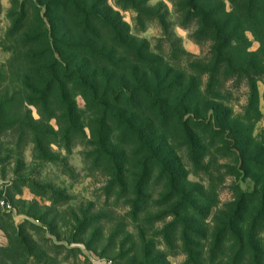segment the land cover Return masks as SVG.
Instances as JSON below:
<instances>
[{
  "label": "rangeland",
  "instance_id": "rangeland-1",
  "mask_svg": "<svg viewBox=\"0 0 264 264\" xmlns=\"http://www.w3.org/2000/svg\"><path fill=\"white\" fill-rule=\"evenodd\" d=\"M218 1L232 10L230 0ZM46 2L0 0V183L13 205L0 219V264H243L222 233L242 197L264 192V76L212 75L213 44L194 36L199 23L185 21L179 2L85 0L148 46L160 65L147 72L151 84L184 79L186 87L160 90L175 112L188 108L190 127L171 124L151 138L163 165L151 167L148 154L135 157L115 137L118 166L106 164L87 127L68 141L57 118L43 119L26 102L21 31L48 22ZM75 103L85 111L81 95ZM132 118L150 126L145 115Z\"/></svg>",
  "mask_w": 264,
  "mask_h": 264
},
{
  "label": "trees",
  "instance_id": "trees-1",
  "mask_svg": "<svg viewBox=\"0 0 264 264\" xmlns=\"http://www.w3.org/2000/svg\"><path fill=\"white\" fill-rule=\"evenodd\" d=\"M84 1L48 0V22L39 19L35 30H24L25 35L23 22L14 23L13 29L22 33L20 47L29 50L23 59L22 72L26 73L21 82L28 91L26 102L35 106L43 119L57 118L68 141L87 127L91 145L106 164L118 166V157L112 152L115 137L125 150L135 148V157L148 154L146 162L151 167L163 165L151 138L171 124L187 133L190 127L183 120L188 108L175 112L169 102H163L160 90L165 84L184 90V79L158 78L151 84L147 72L160 65L148 46L131 38L121 21L88 8ZM173 1L180 3L185 21L199 23L194 36L213 44L212 75L223 71L224 76H264V0H230V12L218 0ZM247 32L260 43L258 52L249 50ZM76 95L85 100L84 112L76 107ZM132 113L145 115L150 126L141 118L134 121ZM82 115H86L83 124ZM229 123L227 117V130ZM29 129L37 135L36 129ZM36 143L39 145L37 139ZM145 175L147 179L150 172L146 170ZM235 217L223 231L222 240L239 249L243 264H264V239L258 232L264 223V192L242 197Z\"/></svg>",
  "mask_w": 264,
  "mask_h": 264
},
{
  "label": "built area",
  "instance_id": "built-area-1",
  "mask_svg": "<svg viewBox=\"0 0 264 264\" xmlns=\"http://www.w3.org/2000/svg\"><path fill=\"white\" fill-rule=\"evenodd\" d=\"M13 205L11 204L5 187L0 183V219L5 215L11 214Z\"/></svg>",
  "mask_w": 264,
  "mask_h": 264
}]
</instances>
